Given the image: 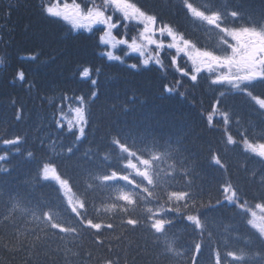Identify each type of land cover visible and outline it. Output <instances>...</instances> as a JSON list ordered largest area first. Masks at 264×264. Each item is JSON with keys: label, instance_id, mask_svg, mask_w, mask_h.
<instances>
[{"label": "trees", "instance_id": "1", "mask_svg": "<svg viewBox=\"0 0 264 264\" xmlns=\"http://www.w3.org/2000/svg\"><path fill=\"white\" fill-rule=\"evenodd\" d=\"M64 2L72 0H0V136L24 138L21 154L4 164L10 172L0 174V264H106L109 257L118 264H191L195 242L204 245L198 264H212V253L217 247L221 253L225 246L239 250L245 242L249 251L258 248V241L250 235L255 230L242 215L228 205L213 207L218 198L223 199L217 189L225 182L236 186L241 198L253 205L258 202L254 197L264 196V163L246 153L239 139L241 132H246L254 142L264 137V113L258 105L245 95L229 93L220 108L221 112H228L229 124L225 125L220 116L214 117L213 126L209 127L211 105L222 89L210 85L206 74L196 83L183 79L179 89L185 93L183 98L164 93L162 85L174 84V77L179 78L171 68L170 56L165 58L166 70L155 65L129 68L128 64L138 63L135 54L125 57V63L108 61L99 55L103 46L98 47L100 34L96 29H73L69 22L43 12L45 5ZM178 2L138 0L139 5L159 14L165 22L178 24L181 31L199 38L201 44H214L209 33L184 17L176 7ZM196 2L205 4L208 0ZM214 2L229 8L239 6L246 18H259L264 12V0ZM123 32L120 28L119 33ZM32 56L37 58L29 59ZM180 63L185 65L183 60ZM186 66L191 67L190 63ZM84 68H90L92 78L98 80L94 100L89 99L93 91L91 80L80 76ZM96 69H100L98 75ZM20 70L24 72L23 82L16 78ZM251 91L264 98V84H255ZM80 96L88 103L90 123L86 137L77 144L67 131V122L64 121L61 131L56 128L54 117L59 118L61 108L65 113L67 105H77L75 98ZM227 133L238 140L236 145H227ZM116 134L137 147L155 138L161 145L171 144L179 149L159 165L162 175L172 172L161 188L189 190L185 181L190 177L191 189L202 192L203 197H197V208L186 214H197L198 210L206 223V231L201 235L177 217L167 233L176 251L187 252V256L164 253L163 244L155 248L152 234L143 223L135 229L122 226V218L129 216L119 211L104 212L99 201L107 199V192L99 188L89 194L87 218L105 225L99 235L104 241L102 245L97 244L94 229L85 227L77 233L63 234L59 229H45L34 218L32 210L39 215L40 211L51 209L59 213L57 219L63 225L79 223L67 201L58 195V185L37 180V161L63 154L68 146L75 145L71 157L61 155L57 163L65 177H71L82 191L86 170L96 171L105 164L117 166L116 156L108 147V141ZM6 150L0 146V154ZM28 151L34 153L35 159L26 157ZM88 151L92 153L91 161L84 157ZM212 152L219 154L225 169L211 163ZM10 194H18L22 200L13 215H9ZM146 206L155 207L142 204L130 210V217L144 215ZM23 208L28 211H22ZM5 216L9 217L7 224ZM109 222L113 229L106 227Z\"/></svg>", "mask_w": 264, "mask_h": 264}, {"label": "snow or ice", "instance_id": "2", "mask_svg": "<svg viewBox=\"0 0 264 264\" xmlns=\"http://www.w3.org/2000/svg\"><path fill=\"white\" fill-rule=\"evenodd\" d=\"M176 7L186 19H190L209 33L215 39L214 44H201L199 38L181 31L178 24L165 22L159 14L139 5L138 0H82V2L72 0L71 3L45 5L43 12L50 17L69 22L73 29L91 32L95 26H99L96 30L101 31L102 34L99 37L98 47L103 46L99 55L110 62L125 63V57L135 54L138 63L127 65L133 70L152 65L165 69V58L170 56L171 68L178 73L179 78L174 77V84L164 83L162 85L164 93L177 94L183 98L185 93L179 91L183 86V79L187 78L196 83L206 73L210 85L222 89L211 105L212 113L207 117L209 127L213 126L215 113L220 114L225 125L229 124L228 112L220 111L221 101L229 93L249 97L264 113V98L254 95L251 91L255 84H264V12L259 18H246L247 14L241 7L217 6L214 0H208L205 4H199L196 0H179ZM204 25L207 27L204 28ZM120 28L124 29L123 34L119 33ZM133 32L135 34L130 36L129 33ZM118 52L123 53V56ZM36 58L29 57L33 60ZM182 60L185 61L184 66L180 63ZM188 63L191 65L190 68L186 66ZM99 71L100 69H96L97 75ZM80 76L91 80L93 91L89 99L94 100L98 95V80L92 78L90 68H84ZM16 78L21 82L24 81L23 70L18 71ZM64 99L68 98L64 97ZM75 100L78 106L71 109L73 115L71 119H67V131L74 136L78 144L87 135L90 113L88 103L83 96L76 97ZM66 115L61 108L59 118L54 117L56 128L61 131L65 128ZM20 118L21 110H18L16 119ZM239 139L246 153L264 163V137L254 142L249 139L246 132H241ZM23 142L24 138L20 135L11 138L6 135L0 136V146L7 149L0 154V174L10 172V168L5 167L4 164L10 161L12 156L21 154L20 145ZM226 143L236 145L238 140L227 133ZM52 147L55 151L56 145ZM108 147L116 156L117 166L105 164L96 171L86 170L82 191L71 177H65L57 163L61 155L70 158L75 145L68 146L63 154L48 155L47 158L38 160L37 180L54 181L58 185V195L67 201L68 207L79 223L65 226L57 219L59 213L51 209L40 211L39 215L36 214V210H32L34 218L45 229L49 231L59 229L63 234L77 233L85 227L94 229L98 237L97 244L102 245L104 241L99 239V235L105 225L94 222V218H87L89 194L99 188L107 192V199L99 201L104 212L119 211L129 216L126 220L122 218V226H131L135 229L143 223L152 234L155 248L159 249L163 244L164 253L187 256V252L176 251L173 243L168 240L167 233L177 222V217L186 221L193 231L201 235L206 231V223L202 220L203 214L198 210L197 214H186L197 208V197L201 199L203 197L202 192L191 189L190 177L185 181L190 186L189 190L161 188L162 183L171 178L172 172L162 175L159 165L165 158H171L179 149L173 148L171 144L161 145L155 138L142 147H137L135 143H128L119 134L108 141ZM25 155L29 159H35L31 151L26 152ZM84 157L91 161V151L85 152ZM104 159L107 160V157ZM211 163L221 169L226 167L217 152H212ZM185 176H188L187 171ZM217 191L223 195V199L218 198L213 207L228 205L238 215H242L251 229L255 230L250 232V235L255 237L259 247L249 251L248 243L245 242L239 250H228L225 246L223 253L217 247L212 253V264H264V196L254 197L253 199H258V202L253 205L248 199H242L239 189L229 182L220 184ZM9 203V215H13L20 208L22 200L18 194H10ZM142 204H154L155 207L146 206L143 208L144 215L131 218L130 210L134 211ZM166 204L171 206L166 208ZM21 210L28 211L26 208ZM97 211L99 212V209ZM8 219L9 217L5 216V224L8 223ZM106 227L113 229L114 225L109 222ZM203 246L201 242L194 243L191 264H198ZM106 264H118V262L109 257L106 259Z\"/></svg>", "mask_w": 264, "mask_h": 264}, {"label": "rangeland", "instance_id": "3", "mask_svg": "<svg viewBox=\"0 0 264 264\" xmlns=\"http://www.w3.org/2000/svg\"><path fill=\"white\" fill-rule=\"evenodd\" d=\"M97 27H99V26H95L94 27V29H96ZM95 30H93L92 32H94ZM97 32L101 35L102 33H101V31H99V30H97ZM82 71H83V69H82ZM206 74V73H205ZM207 75V74H206ZM77 105L75 104V105H72V107L70 106V105H67L66 107V111H65V113L67 114L66 115V118H65V121L67 122V119H71L72 118V112H71V109L72 108H74V107H76ZM214 117H220V115L219 114H214Z\"/></svg>", "mask_w": 264, "mask_h": 264}]
</instances>
